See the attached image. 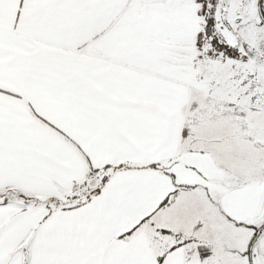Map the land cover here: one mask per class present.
Returning <instances> with one entry per match:
<instances>
[{
    "label": "snow or ice",
    "instance_id": "1",
    "mask_svg": "<svg viewBox=\"0 0 264 264\" xmlns=\"http://www.w3.org/2000/svg\"><path fill=\"white\" fill-rule=\"evenodd\" d=\"M0 264H264V0H0Z\"/></svg>",
    "mask_w": 264,
    "mask_h": 264
}]
</instances>
